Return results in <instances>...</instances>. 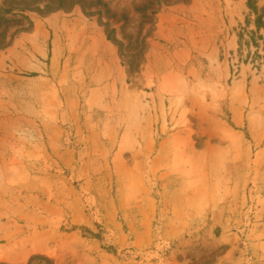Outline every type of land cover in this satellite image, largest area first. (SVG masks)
Wrapping results in <instances>:
<instances>
[{
	"label": "rangeland",
	"instance_id": "1",
	"mask_svg": "<svg viewBox=\"0 0 264 264\" xmlns=\"http://www.w3.org/2000/svg\"><path fill=\"white\" fill-rule=\"evenodd\" d=\"M253 2L0 0V264H264Z\"/></svg>",
	"mask_w": 264,
	"mask_h": 264
},
{
	"label": "trees",
	"instance_id": "2",
	"mask_svg": "<svg viewBox=\"0 0 264 264\" xmlns=\"http://www.w3.org/2000/svg\"><path fill=\"white\" fill-rule=\"evenodd\" d=\"M249 7L250 9H252L255 13H257V11H259L258 6L255 2H253V0H249ZM262 18L259 16L255 22L256 24V31H246L243 30V32L241 33L240 40L241 46H247V47H255L256 49H259L261 47V44L264 45V35H261L260 31H261V24H262ZM246 37H248L249 39H247ZM261 42V43H260ZM259 50H257V52L255 53V56L260 58L261 55L260 53H258Z\"/></svg>",
	"mask_w": 264,
	"mask_h": 264
}]
</instances>
